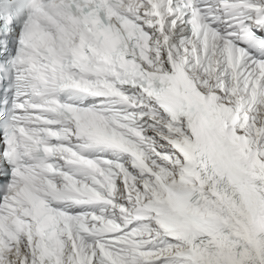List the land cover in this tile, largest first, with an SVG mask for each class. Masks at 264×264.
<instances>
[{"label":"snow or ice","instance_id":"snow-or-ice-1","mask_svg":"<svg viewBox=\"0 0 264 264\" xmlns=\"http://www.w3.org/2000/svg\"><path fill=\"white\" fill-rule=\"evenodd\" d=\"M0 264H264V0H0Z\"/></svg>","mask_w":264,"mask_h":264}]
</instances>
